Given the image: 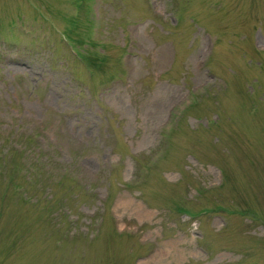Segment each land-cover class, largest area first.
I'll return each instance as SVG.
<instances>
[{
  "label": "rangeland",
  "instance_id": "obj_1",
  "mask_svg": "<svg viewBox=\"0 0 264 264\" xmlns=\"http://www.w3.org/2000/svg\"><path fill=\"white\" fill-rule=\"evenodd\" d=\"M0 264H264V0H0Z\"/></svg>",
  "mask_w": 264,
  "mask_h": 264
}]
</instances>
